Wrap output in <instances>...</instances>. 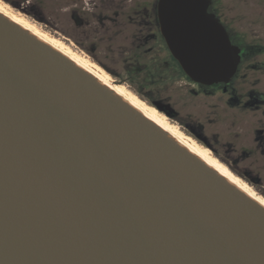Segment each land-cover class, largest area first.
<instances>
[{
    "label": "water",
    "instance_id": "1",
    "mask_svg": "<svg viewBox=\"0 0 264 264\" xmlns=\"http://www.w3.org/2000/svg\"><path fill=\"white\" fill-rule=\"evenodd\" d=\"M210 3L159 0L160 30L227 84L241 47ZM0 264H264V207L0 13Z\"/></svg>",
    "mask_w": 264,
    "mask_h": 264
},
{
    "label": "rangeland",
    "instance_id": "2",
    "mask_svg": "<svg viewBox=\"0 0 264 264\" xmlns=\"http://www.w3.org/2000/svg\"><path fill=\"white\" fill-rule=\"evenodd\" d=\"M0 2L88 55L264 195V101L257 97L264 94V0H216L232 43L250 50L230 82L215 89L187 77L160 40L156 0Z\"/></svg>",
    "mask_w": 264,
    "mask_h": 264
},
{
    "label": "bare ground",
    "instance_id": "3",
    "mask_svg": "<svg viewBox=\"0 0 264 264\" xmlns=\"http://www.w3.org/2000/svg\"><path fill=\"white\" fill-rule=\"evenodd\" d=\"M0 13L13 23L33 34L39 40L56 49L76 66L88 72L99 83L111 90L116 96L135 108L145 118L167 133L179 145L186 148L229 183L264 207V195L262 193L256 191L251 185L239 177V175L231 171L230 168L213 155L209 149L200 145L195 139L185 135L175 123L169 120L165 113H160V110H158L156 106H149L140 96L129 90L124 84L115 82L111 76L100 65L90 59L88 55L75 51L59 37L53 36L36 23L23 17L1 2Z\"/></svg>",
    "mask_w": 264,
    "mask_h": 264
},
{
    "label": "flooded vegetation",
    "instance_id": "4",
    "mask_svg": "<svg viewBox=\"0 0 264 264\" xmlns=\"http://www.w3.org/2000/svg\"><path fill=\"white\" fill-rule=\"evenodd\" d=\"M158 1L159 0H156V6H155V8H154V10H153V13H154V16H155V20H156V23H157V30H158V34H159V37H160V40L167 46V44H166V42H165V39H164V37L162 36V34H161V30H160V24H159V20H158ZM215 4H216V0H211V3H210V5H209V7H208V11L209 12H213L214 13V6H215ZM139 12H141L142 13V10H136V13H139ZM216 15V14H215ZM220 20V19H219ZM238 45V44H237ZM240 47L241 46H243L245 49H246V52L245 53H243L242 55H241V61L240 62H242V60L245 58V56L249 53L248 51L250 50V48H248V46H247V44H240L239 45ZM172 55V54H171ZM175 59V58H174ZM176 60V59H175ZM177 61V60H176ZM179 64V63H178ZM186 75V74H185ZM187 76V75H186ZM195 82V81H194ZM196 83H198V82H196ZM199 85H201V87L202 88H204V89H210V88H213V89H215V88H219V87H221V86H225L226 84H224V83H215V84H212V85H203V84H201V83H198ZM257 97H258V101H264V94H262V93H257ZM238 98V97H237ZM169 120H170V118H169ZM179 125V124H178ZM179 127H181L180 125H179ZM211 150V149H210ZM213 153V152H212ZM214 154V153H213ZM227 165V164H226ZM228 166V165H227ZM229 167V166H228ZM230 168V167H229ZM231 169V168H230ZM248 182V181H247ZM249 183V182H248ZM250 184V183H249ZM251 185V184H250ZM253 188H255L253 185H251ZM256 189V188H255ZM257 190V189H256ZM259 192V191H258Z\"/></svg>",
    "mask_w": 264,
    "mask_h": 264
},
{
    "label": "trees",
    "instance_id": "5",
    "mask_svg": "<svg viewBox=\"0 0 264 264\" xmlns=\"http://www.w3.org/2000/svg\"><path fill=\"white\" fill-rule=\"evenodd\" d=\"M241 41V40H240ZM241 44H245L244 42H242Z\"/></svg>",
    "mask_w": 264,
    "mask_h": 264
}]
</instances>
